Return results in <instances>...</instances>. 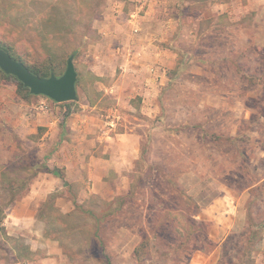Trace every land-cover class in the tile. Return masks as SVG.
Instances as JSON below:
<instances>
[{"label":"rangeland","instance_id":"374dc122","mask_svg":"<svg viewBox=\"0 0 264 264\" xmlns=\"http://www.w3.org/2000/svg\"><path fill=\"white\" fill-rule=\"evenodd\" d=\"M141 1L0 0L1 47L78 72L64 140L0 127V264H264V0Z\"/></svg>","mask_w":264,"mask_h":264},{"label":"crops","instance_id":"0c3cea01","mask_svg":"<svg viewBox=\"0 0 264 264\" xmlns=\"http://www.w3.org/2000/svg\"><path fill=\"white\" fill-rule=\"evenodd\" d=\"M141 2L139 8L143 9H145L146 4L150 6V9L154 4L153 0H144ZM139 17L140 15L135 12L132 13V19L130 20V22H132L133 25L136 24L138 28H140ZM3 78V81L0 83V127H8V133L13 135V137L14 134H18L20 138L27 139L30 134L37 132V129L47 126L49 129L47 133L45 132L46 135L51 133L52 136H55V140L61 139L59 118H56L54 112H49L50 103H48L46 99L40 98L45 95L32 94V98H25L23 95L19 94L17 84L8 82L5 80V77ZM36 97L39 98L36 99ZM39 101L40 103H37ZM71 128L73 130H79L77 127L72 126ZM83 132V130H79V137L84 134ZM45 134L44 136H46ZM73 134H75V131ZM85 135H87V133H85ZM44 136L41 138H44ZM109 137L114 139V136ZM88 140L89 138L86 136H82L81 138L72 137L69 142L70 148L77 149L80 145H85ZM107 161L110 162L109 160ZM106 164L107 173L110 172L111 168L121 172V170L116 169L113 165L109 163ZM93 173L95 174V171H93Z\"/></svg>","mask_w":264,"mask_h":264},{"label":"water","instance_id":"95a60500","mask_svg":"<svg viewBox=\"0 0 264 264\" xmlns=\"http://www.w3.org/2000/svg\"><path fill=\"white\" fill-rule=\"evenodd\" d=\"M0 69L16 76L34 95H45L56 102L78 99V72L73 54L68 58L66 70L62 75L52 73L43 77L33 73L24 62L14 58L0 46Z\"/></svg>","mask_w":264,"mask_h":264},{"label":"trees","instance_id":"16d2710c","mask_svg":"<svg viewBox=\"0 0 264 264\" xmlns=\"http://www.w3.org/2000/svg\"><path fill=\"white\" fill-rule=\"evenodd\" d=\"M8 51V50H7ZM28 66V65H27ZM29 67V69L33 72V73H35V74H37V75H39V76H46V77H48V76H50L51 75V67H49L50 69H48V70H46V71H44V72H41V71H37V70H35V69H33L32 67H30V66H28ZM2 72H3V74H4V76L6 77V78H8L9 80H11V81H13V82H15L16 84H17V86H18V92H19V94H21V95H23V97H25V98H28V97H30V96H32V93L30 92V88L29 87H26L25 85H24V83H22L16 76H14V75H12V74H7V73H5L3 70H1ZM72 112V109H71V105L70 104H68L67 105V110H66V113H65V116H64V119L60 122V127H61V129H62V131H61V140H64V136H65V131H66V121H65V118H66V116H68L70 113ZM41 129V128H40ZM44 170H47V171H51V170H49L48 168H46V167H44ZM2 221H3V218L0 216V223H2Z\"/></svg>","mask_w":264,"mask_h":264}]
</instances>
